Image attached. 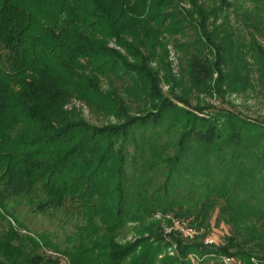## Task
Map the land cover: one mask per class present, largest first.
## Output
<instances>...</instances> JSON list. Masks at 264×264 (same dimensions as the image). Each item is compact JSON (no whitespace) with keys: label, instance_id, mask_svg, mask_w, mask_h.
<instances>
[{"label":"trees","instance_id":"obj_1","mask_svg":"<svg viewBox=\"0 0 264 264\" xmlns=\"http://www.w3.org/2000/svg\"><path fill=\"white\" fill-rule=\"evenodd\" d=\"M262 2L253 24L243 12L247 39L231 0H0V224L6 199L31 196L81 218L69 264H264V121L209 102L264 99ZM214 215L229 233L204 244ZM166 216L205 234L167 240ZM126 226L138 237L120 241ZM36 249L0 234V264H59Z\"/></svg>","mask_w":264,"mask_h":264},{"label":"rangeland","instance_id":"obj_2","mask_svg":"<svg viewBox=\"0 0 264 264\" xmlns=\"http://www.w3.org/2000/svg\"><path fill=\"white\" fill-rule=\"evenodd\" d=\"M231 1L236 2L237 4H240L243 7L242 14H240L238 18L232 19L234 23H237V35H241L249 39V36L247 35L248 31L244 29V25L247 24V21H244L245 14L243 12L247 11L249 13L251 19H249L248 22L251 23L252 21L253 24V21H255V18H257L256 13L258 12L261 14L263 4L262 1L264 0ZM183 5L186 6V4L184 3ZM248 26L251 27V25ZM260 29H262L261 31H263V35L261 36L257 34V38L259 43L264 47V25H260ZM167 50L168 53H170V55H168L169 60L171 61L172 72L175 77L179 80V54L176 53L175 49L171 44L167 46ZM256 78V75H252L251 82H256ZM111 81H113V79ZM114 85L119 90V86H121L122 84L119 81H116ZM102 88L107 89V83L105 79L102 80ZM161 88L164 94L168 95V86L161 82ZM170 96L171 95H169V97ZM230 101L233 107H230L227 103H220V99H213L209 102L210 104L215 105L216 107H224L228 109L231 108L233 111L239 112L245 117L257 121H264V99L263 96L260 94L258 87L244 95L232 94V96L230 97ZM195 104L196 100L194 98H191V106H194ZM75 105L79 107L78 103H75ZM82 112L84 118L92 124L101 126L109 121L108 119L102 116L93 114L92 112H88V110L84 107ZM110 121L113 122L112 119H110ZM37 202L38 198L31 196H17L6 199L3 202V206L9 213H5V218L0 224V234L2 232H5L10 227L11 229H13V231H15V233L19 237L33 239L37 244L36 252L39 253L41 256L58 260L59 264H69L67 259L64 257L62 251L68 248L69 245H72L74 243V237L78 235V226L83 223L81 218L73 214L68 208L64 207L57 208L54 210H47L44 213L37 212L35 208ZM215 216L216 215H214L210 221L211 230L209 235L216 242V244H220L224 241V238L228 235L229 232L228 227L223 225L222 223H219L217 226L214 225ZM153 220L156 221L155 216L153 217ZM164 220L160 222L162 225L164 223ZM17 222H21L24 227H20ZM134 237L136 238L138 237V235L134 233L133 227L126 226V228L121 230L119 240H130ZM41 238L46 239L53 246H57L58 248H60L62 255L55 252L51 248L45 247ZM30 247L31 245H28V248ZM191 258L193 260H196L192 256ZM197 262L198 260H196V263ZM193 263H195V261Z\"/></svg>","mask_w":264,"mask_h":264},{"label":"built area","instance_id":"obj_3","mask_svg":"<svg viewBox=\"0 0 264 264\" xmlns=\"http://www.w3.org/2000/svg\"><path fill=\"white\" fill-rule=\"evenodd\" d=\"M159 218V216H157ZM165 219L169 220L168 224H163V234L167 240L170 234H176L181 239L192 242L197 238L203 237L205 230L203 228L193 227L188 221L183 219H175L171 216H166ZM214 240L208 235L204 237V244H213ZM175 245L169 249V254L173 255ZM190 259H192L190 257ZM193 262V259L191 260ZM221 264H262L259 260L251 258L248 263H244L241 260L232 256H222L220 259Z\"/></svg>","mask_w":264,"mask_h":264}]
</instances>
